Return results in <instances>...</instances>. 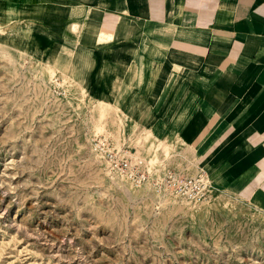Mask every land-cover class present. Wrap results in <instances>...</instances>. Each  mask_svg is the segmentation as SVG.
<instances>
[{"label":"rangeland","instance_id":"obj_1","mask_svg":"<svg viewBox=\"0 0 264 264\" xmlns=\"http://www.w3.org/2000/svg\"><path fill=\"white\" fill-rule=\"evenodd\" d=\"M19 25L0 23V264H264V210L214 184L180 139L89 95L86 59L81 82L72 54L54 64L55 48L14 45ZM97 135L141 159L145 180L110 170ZM168 172L209 187L192 197Z\"/></svg>","mask_w":264,"mask_h":264},{"label":"crops","instance_id":"obj_2","mask_svg":"<svg viewBox=\"0 0 264 264\" xmlns=\"http://www.w3.org/2000/svg\"><path fill=\"white\" fill-rule=\"evenodd\" d=\"M8 1L14 45L55 48L54 64L73 53L80 81L86 59L89 95L264 210V0Z\"/></svg>","mask_w":264,"mask_h":264},{"label":"built area","instance_id":"obj_3","mask_svg":"<svg viewBox=\"0 0 264 264\" xmlns=\"http://www.w3.org/2000/svg\"><path fill=\"white\" fill-rule=\"evenodd\" d=\"M92 148L105 162L106 166L115 172L124 174L131 181L141 183L147 176L141 168L142 160L131 158L127 150L114 146L106 137L97 135L91 139ZM164 182L177 191L198 197L209 187L207 176L204 173H196L192 176H180L175 172H168L163 177Z\"/></svg>","mask_w":264,"mask_h":264},{"label":"bare ground","instance_id":"obj_4","mask_svg":"<svg viewBox=\"0 0 264 264\" xmlns=\"http://www.w3.org/2000/svg\"><path fill=\"white\" fill-rule=\"evenodd\" d=\"M78 28V27H77ZM72 29H74V28H72ZM76 29V28H75ZM77 30V29H76ZM2 32L0 31V34H1ZM67 53H68V51H67ZM73 54V53H72Z\"/></svg>","mask_w":264,"mask_h":264}]
</instances>
